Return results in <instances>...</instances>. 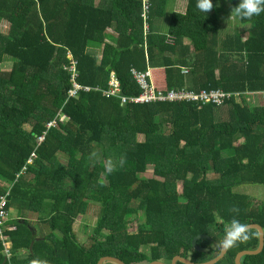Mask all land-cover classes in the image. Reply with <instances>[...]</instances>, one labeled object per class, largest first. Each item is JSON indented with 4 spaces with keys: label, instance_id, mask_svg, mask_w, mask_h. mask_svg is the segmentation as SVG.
Returning <instances> with one entry per match:
<instances>
[{
    "label": "trees",
    "instance_id": "trees-1",
    "mask_svg": "<svg viewBox=\"0 0 264 264\" xmlns=\"http://www.w3.org/2000/svg\"><path fill=\"white\" fill-rule=\"evenodd\" d=\"M149 1L146 30L142 0H0V20L9 25L0 32V64L12 60L0 71V195L9 190L4 184L13 186L9 209L19 217L8 231L14 256L5 264H98L103 257L171 264L177 256L205 263L221 253L233 221L264 228V200L256 206L239 189L264 186V13L234 17L242 28L220 35L216 6L238 0H212L207 14L186 0L161 34L156 21L171 0ZM110 29L116 38L108 43ZM71 57L77 82L91 88L72 98ZM155 68L165 71L163 89L230 97L220 105H122L103 95L112 73L122 95H139L132 70ZM60 116L68 120L47 129ZM91 207L98 208L95 225L82 243L75 225L90 226L82 218ZM39 225L49 234H37ZM198 235L208 236L196 245L209 252L194 249ZM231 241L216 264L257 250L260 234L247 230ZM24 248L27 255H17ZM241 264H264V250Z\"/></svg>",
    "mask_w": 264,
    "mask_h": 264
},
{
    "label": "built area",
    "instance_id": "built-area-1",
    "mask_svg": "<svg viewBox=\"0 0 264 264\" xmlns=\"http://www.w3.org/2000/svg\"><path fill=\"white\" fill-rule=\"evenodd\" d=\"M142 17L145 22V29L146 27V21L147 16L150 11V1L149 0H142ZM71 65L68 67L69 71L73 73V82L74 87L70 90L69 95L70 98L77 97L82 89L85 91H89L91 88L87 86H82L77 82L76 77L78 76L77 73V62L73 60L71 57ZM132 76L134 80L136 81L138 87H139V95L135 97H127L121 94V86L120 82L117 78V76L112 73L109 80V87L108 89H104L103 95L110 98V97H116L119 98L122 105L128 104V103H135V104H148V103H154V102H174V101H180V100H191L196 101L199 103H213V104H222L224 103V100L230 97V94L224 93L223 91L216 90V91H205L202 90L197 94L188 93L185 91H174V90H166L163 88H159L154 86L151 80V73L150 70L146 71H137L132 70ZM95 90H98V88H94ZM61 118L59 120H55L52 122H48L47 129H50L51 127H56L58 125V122H63L65 120H68L65 116H60ZM45 140V133L38 136L37 138V147H39L43 141ZM37 157L36 150L31 154V156L28 158L26 165L21 170L20 175L24 174L28 167L34 163V160ZM9 195L10 191L0 197V241L5 246V253L9 255L10 248H9V237L6 235L7 231V224L10 221V214H9Z\"/></svg>",
    "mask_w": 264,
    "mask_h": 264
},
{
    "label": "rangeland",
    "instance_id": "rangeland-1",
    "mask_svg": "<svg viewBox=\"0 0 264 264\" xmlns=\"http://www.w3.org/2000/svg\"><path fill=\"white\" fill-rule=\"evenodd\" d=\"M227 6H225V5ZM224 5V7H222ZM185 7H186V0H171L168 3L167 9H166V13L164 16L163 20H157L156 24L157 25H163V27H165L167 24H169L170 20H171V15L172 12L176 9L179 11H185ZM174 8V9H173ZM217 9V17H218V24L220 27V35L224 34L225 31H227L228 29H230L231 27L234 26H238V30L241 29L242 27H239L238 25V21H236L234 19V15H231V9L232 6L230 5L229 2L227 1H221L218 3V5L216 6ZM0 32L3 34H7L9 32V25L0 20ZM244 35H246V33H244ZM12 66V60L8 57L5 58L4 62L2 64H0V71H9L11 69ZM146 177H151V171L148 170L145 174ZM256 186V187H254ZM241 190L244 191V193H249L252 195L253 199L255 200L254 203L256 206L260 205L262 203V201L264 200V186L262 185H241L239 186ZM182 189V185L181 183H179L178 185V190L181 191ZM239 190L240 192H243ZM247 191V192H246ZM15 210V209H13ZM95 212H98V208L97 207H91L90 209V214L82 219L88 220L90 218L91 223L95 222ZM95 225V223H94ZM93 225V226H94ZM92 226V227H93ZM128 231L130 233H135L137 231V221H133V223H130L128 226ZM193 242V241H192ZM202 244V243H201ZM205 245H210L209 241H205ZM201 247V246H198ZM196 258V257H195ZM199 259V258H196Z\"/></svg>",
    "mask_w": 264,
    "mask_h": 264
},
{
    "label": "crops",
    "instance_id": "crops-1",
    "mask_svg": "<svg viewBox=\"0 0 264 264\" xmlns=\"http://www.w3.org/2000/svg\"><path fill=\"white\" fill-rule=\"evenodd\" d=\"M167 27H168V25H166L165 27H163V25H161L159 27V31H161L160 33L161 34L166 33ZM115 38H116V33L114 32V30L113 29L108 30L107 33H106L107 42L108 43H111V41L114 40ZM150 73H151V80H152V83L154 84V86L160 87V88H164L165 87V84H166V82H165V71H164V69H161V68L151 69L150 70ZM4 185L9 187V190L7 191V193L9 191H11V189H12L13 186H11L9 184L8 185L4 184ZM7 193H4L3 195H0V197L6 195ZM17 213H18L17 210L9 209L10 221L7 224V231H6V235L10 238L9 241H8L9 242V248H10L9 255H7L5 253V246H3L2 243H1V248H0V250L2 249V252H3L4 256H5V262H4V264L7 263V262H10L11 259L13 258V256H14L13 242H12L11 236L9 235L8 231H11V230L16 229V226L15 225H12L11 222L14 223L16 220H18L19 217H18V214ZM30 215L32 217L31 220L34 221L35 224H37V218L35 216H32L33 214H30ZM87 225L88 224H86L85 222H82L81 220H79L78 223L75 225V232L78 234V237H79L80 241H82V243H87L88 242V239H89L88 238L89 237L88 235H89V233L91 231V226H93L94 223H90L89 224L90 226L88 228H87ZM33 226L35 227V225H33ZM36 229H37V231H36L37 234H45V235H48L49 234V231L48 230H45V229H41L40 228V225H39V227L37 226ZM54 235H56L57 237H60L61 236V234L58 231H56L54 233ZM33 243L34 242H32V245H33ZM31 248H32V246H31ZM27 252H28V250H26L25 248L24 249H19L17 255L23 257V256L27 255Z\"/></svg>",
    "mask_w": 264,
    "mask_h": 264
},
{
    "label": "water",
    "instance_id": "water-1",
    "mask_svg": "<svg viewBox=\"0 0 264 264\" xmlns=\"http://www.w3.org/2000/svg\"><path fill=\"white\" fill-rule=\"evenodd\" d=\"M257 230L260 234V246L257 250H244V251H241L239 254H237L236 258H235V263L236 264H241V258L245 255H258L260 253H262V251L264 250V228L259 225V224H251V225H247L244 227V231H247V230ZM230 233V232H229ZM227 234L226 238H225V241H224V245H223V249L221 251V253L214 259L208 261V262H205V263H194V262H191L190 260L188 259H185V258H182L180 256H177L175 257L173 260H172V264H176L178 261L179 262H182L183 264H216L217 262H219L224 256L225 254L227 253V250H228V247H229V244L226 245V241L231 239L232 237H234L235 235L239 234V233H235L233 235H230V234ZM242 233V232H241ZM202 237H208V236H205V235H198L196 236L194 239H193V242H192V245L194 247V249L198 252H209V248H200L196 245L197 243V240L202 238ZM0 248H1V242H0ZM105 262H112L114 264H125L123 261H121L120 259L118 258H115V257H103L99 260L98 264H104ZM149 264H164L163 262H160V261H153Z\"/></svg>",
    "mask_w": 264,
    "mask_h": 264
},
{
    "label": "clouds",
    "instance_id": "clouds-1",
    "mask_svg": "<svg viewBox=\"0 0 264 264\" xmlns=\"http://www.w3.org/2000/svg\"><path fill=\"white\" fill-rule=\"evenodd\" d=\"M196 7L203 13L207 14L213 8L212 0H197ZM264 13V0H238L235 7L231 9V15L238 20H250L254 16H260ZM244 230L243 225L233 221L230 235L241 233ZM231 239L227 240L226 245L231 243Z\"/></svg>",
    "mask_w": 264,
    "mask_h": 264
},
{
    "label": "flooded vegetation",
    "instance_id": "flooded-vegetation-1",
    "mask_svg": "<svg viewBox=\"0 0 264 264\" xmlns=\"http://www.w3.org/2000/svg\"><path fill=\"white\" fill-rule=\"evenodd\" d=\"M211 248H212V246H211ZM190 261H192V260H190ZM172 264V263H171Z\"/></svg>",
    "mask_w": 264,
    "mask_h": 264
}]
</instances>
